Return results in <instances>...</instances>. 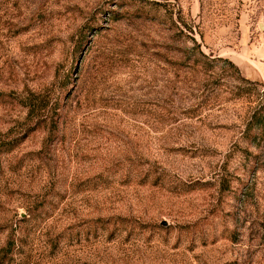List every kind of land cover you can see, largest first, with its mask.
<instances>
[{"label":"rangeland","instance_id":"1","mask_svg":"<svg viewBox=\"0 0 264 264\" xmlns=\"http://www.w3.org/2000/svg\"><path fill=\"white\" fill-rule=\"evenodd\" d=\"M261 113L264 0H0L3 264H264Z\"/></svg>","mask_w":264,"mask_h":264},{"label":"trees","instance_id":"2","mask_svg":"<svg viewBox=\"0 0 264 264\" xmlns=\"http://www.w3.org/2000/svg\"><path fill=\"white\" fill-rule=\"evenodd\" d=\"M258 126H261L262 128H264V114L261 113L260 114V118L259 120L256 122ZM16 241L10 240L8 242V244H6L0 251V264H3V260L6 258H10L13 254L14 251L16 249Z\"/></svg>","mask_w":264,"mask_h":264}]
</instances>
